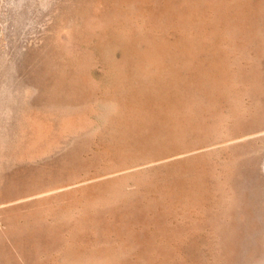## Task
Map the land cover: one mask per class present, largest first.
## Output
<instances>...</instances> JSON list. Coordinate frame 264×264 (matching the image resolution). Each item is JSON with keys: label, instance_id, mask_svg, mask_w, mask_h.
<instances>
[{"label": "rangeland", "instance_id": "1", "mask_svg": "<svg viewBox=\"0 0 264 264\" xmlns=\"http://www.w3.org/2000/svg\"><path fill=\"white\" fill-rule=\"evenodd\" d=\"M0 138V264H264V0H0Z\"/></svg>", "mask_w": 264, "mask_h": 264}, {"label": "bare ground", "instance_id": "2", "mask_svg": "<svg viewBox=\"0 0 264 264\" xmlns=\"http://www.w3.org/2000/svg\"><path fill=\"white\" fill-rule=\"evenodd\" d=\"M140 4V3H139ZM119 7V6H118ZM124 16V15H123ZM138 16V15H137ZM142 19V18H141ZM138 20V19H137ZM185 20V19H184ZM74 21V20H73ZM134 21V20H133ZM76 21H74V23H75ZM124 23V22H123ZM128 23H129V21H128ZM134 23V22H133ZM70 24H73V23H70ZM125 25V24H124ZM145 25V24H144ZM138 26H139V24H138ZM230 39V38H229ZM191 41V40H190ZM197 42V41H196ZM190 47V46H189ZM186 49V48H185ZM195 93V92H194ZM5 102V101H4ZM13 102L11 101V104H12ZM8 106V105H7ZM10 112H12V111H10ZM39 113H36V112H29V114L26 116V122L32 127V129H33V132H34V135H33V137H31V139L29 140L30 142V144H29V146H36V147H38V143H37V141L38 140H40V141H44V140H48V139H50V138H52L53 137V133L55 132V129H54V127H53V125H52V123L49 121V120H51V119H47L45 116H43V115H41L40 114V111H38ZM45 112V111H44ZM3 113V112H2ZM13 113V112H12ZM48 113V112H47ZM46 113V114H47ZM55 115V114H54ZM94 115V114H93ZM53 116V115H52ZM86 120H87V117L82 113V112H80V113H76V114H69V115H67V116H65L64 117V119H63V121H62V123H61V127L59 128V133L61 134V135H67V134H69V135H71L72 133H74V132H76L78 129H80V128H82L83 126H85L86 125V123H88V121L86 122ZM91 120H92V118H91ZM94 120V119H93ZM96 120V119H95ZM25 122V121H24ZM25 122V123H26ZM93 122V126H95L94 124H96L94 121H92ZM96 122H98L97 120H96ZM90 123H91V121H90ZM100 123V122H99ZM115 123V122H114ZM17 124V123H16ZM92 126V127H93ZM89 126H87V128H88ZM56 128H58V127H56ZM93 129H95V128H93ZM22 130H23V128H22ZM79 132V131H78ZM58 133V132H57ZM68 135V136H69ZM82 135V134H81ZM73 136H75V135H73ZM76 137V136H75ZM1 139V138H0ZM57 139H60V136H58V138ZM228 139V138H227ZM13 140V139H12ZM53 140H55V139H53ZM72 140V139H71ZM75 140V139H74ZM18 141V140H17ZM24 141V143H25V140H23ZM50 141H52V140H50ZM0 142H2V141H0ZM5 143V144H4ZM4 143H2L5 147H9V145H6V143L7 142H5L4 141ZM9 143V142H8ZM7 143V144H8ZM64 142H62L61 144H63ZM18 144V143H17ZM20 144V143H19ZM18 144V145H19ZM41 144V143H40ZM42 144H44L43 142H42ZM50 144V143H49ZM2 145V146H3ZM21 145V144H20ZM28 145V144H27ZM51 145H52V143H51ZM51 145L49 146H46V148L45 149H40L39 151H34V153H29L30 155H32V156H36V155H38L39 153H43V152H45L46 150H48V149H50V147H51ZM65 145H67V144H65ZM64 145V146H65ZM11 146V145H10ZM24 146H26V144L25 145H23V142H22V147H24ZM40 146V145H39ZM68 146V145H67ZM19 147V146H18ZM59 147V146H58ZM1 148V147H0ZM5 149V148H3L4 150V152H6L8 149ZM21 148V147H20ZM27 148H29V147H27ZM53 148H54V146H53ZM53 148H51V149H53ZM60 148V147H59ZM17 150V149H16ZM55 150V149H54ZM105 150V149H104ZM0 151H2V149L0 150ZM51 151V150H50ZM49 151V152H50ZM53 151V150H52ZM3 152V153H4ZM22 152V151H21ZM8 153H11V152H7L6 154H8ZM17 153V152H16ZM24 153H25V151H24ZM23 153V154H24ZM54 153H55V151H54ZM108 153V152H107ZM180 153V152H179ZM5 154V155H6ZM28 154V153H27ZM28 154V155H29ZM50 154H53V152H51ZM110 154V153H109ZM109 154H106L107 156H109ZM4 155V154H3ZM3 155H1L2 157H3ZM4 155V156H5ZM11 155H13V154H11ZM16 155V154H15ZM46 155H48V151H47V154ZM9 156V155H8ZM7 156V157H8ZM14 156V155H13ZM18 156V155H17ZM16 156V157H17ZM24 156H25V154H24ZM23 155H22V157L21 158H23L24 157ZM26 157V156H25ZM5 158V157H4ZM12 157L10 156V159H11ZM33 158V157H32ZM9 159V158H8ZM16 159V158H15ZM18 159H19V157H17V160L16 161H18ZM24 159V158H23ZM108 159V158H107ZM20 160H22V159H20ZM19 160V161H20ZM25 160V159H24ZM23 160V161H24ZM105 160V159H104ZM138 160V159H137ZM0 161H1V159H0ZM8 161V160H7ZM15 161V160H14ZM15 161V162H16ZM35 161V160H34ZM37 161V160H36ZM131 161H133V160H131ZM135 161V160H134ZM10 162V161H9ZM101 162V161H100ZM140 162H142V161H140ZM8 163V162H7ZM108 163V162H107ZM2 164V165H1ZM1 164H0V169H6V168H4V167H6V166H3V162L1 161ZM15 164V163H14ZM129 164V163H128ZM127 164V165H128ZM12 165V164H11ZM115 165V164H114ZM118 165V164H117ZM138 164H136L135 166H137ZM1 166H3L2 168H1ZM90 166V165H89ZM92 166V165H91ZM97 166V165H96ZM107 166V165H106ZM109 166V165H108ZM123 166H124V164H123ZM100 167V166H99ZM98 167V168H99ZM111 167V166H110ZM113 167V166H112ZM138 167V166H137ZM140 167V166H139ZM139 167H138V169H139ZM143 167V166H142ZM75 168V167H74ZM105 167H103V168H101V169H103V170H105V173H107L106 172V168H108V167H106L105 169H104ZM123 169H126V167H122ZM141 168V167H140ZM144 168V167H143ZM113 169V168H112ZM138 169H136V167H135V169H133L132 168V170H138ZM28 170V169H27ZM7 171V170H6ZM109 171H111V170H109ZM118 172L119 171V168L117 169H115L114 171H112V172ZM123 171V170H122ZM139 171V170H138ZM99 172V171H98ZM104 172V171H103ZM111 172V173H112ZM126 172V171H125ZM129 172V171H128ZM137 172V171H136ZM12 173V172H11ZM14 173V172H13ZM41 173V172H40ZM108 173H110V172H108ZM121 173V172H120ZM134 173V172H133ZM139 173V172H138ZM142 173V172H141ZM2 174V173H1ZM15 174H18V173H15ZM82 174V173H81ZM80 174V175H81ZM94 174H96V173H93V174H91L92 176H93V178H94ZM122 174V176H123V172L121 173ZM135 174H137V173H135ZM134 174V175H135ZM143 174V173H142ZM141 174V175H142ZM145 174V173H144ZM80 175H79V178H80ZM86 175H88V173L86 174ZM110 175V174H109ZM120 174H118V176H119ZM8 176V175H7ZM11 176V175H10ZM15 176V175H14ZM96 176V175H95ZM100 176V175H99ZM115 176H117V175H115ZM138 176H140V175H138ZM5 177V176H4ZM17 177H18V175H17ZM86 178H88L89 177V175H88V177L87 176H85ZM103 177V176H102ZM112 177H114L113 176V174H112ZM134 177V176H133ZM132 177V178H133ZM141 177V176H140ZM145 177H146V175H145ZM144 177V178H145ZM14 178V177H13ZM52 178V177H51ZM85 178V182L84 183H86V179ZM91 178V177H90ZM96 178V177H95ZM106 178H108V177H106ZM106 178L104 177V179L106 180ZM123 178L124 177H122V179L121 180H123ZM130 178V177H129ZM143 178V179H144ZM11 179V178H10ZM10 179H7V180H10ZM89 179V178H88ZM92 179V178H91ZM91 179H89V181L91 180ZM114 179H115V177H114ZM125 179V178H124ZM127 179H128V177H127ZM131 179V178H130ZM130 179H128V180H130ZM12 180V179H11ZM18 180V179H17ZM81 180V179H80ZM97 180H99V179H97ZM100 180H102V182L104 181L103 180V178L102 179H100ZM99 180V181H100ZM109 180V179H108ZM88 181V182H89ZM114 180H112V182H113ZM117 181L119 182L120 180H118L117 179ZM131 181H132V179H131ZM131 181H129V182H131ZM133 181L135 182V180L133 179ZM137 181H139V180H137ZM71 182V181H70ZM74 182V181H73ZM80 182V181H79ZM79 182H78V184H79ZM86 183V184H90V182H95L94 180L93 181H90L89 183ZM109 182H111V179H110V181ZM127 183H128V181H126ZM126 182H124L125 184H126ZM133 182V183H134ZM53 183V182H52ZM96 183H97V181H96ZM115 184H116V181L114 182ZM114 183H112L113 185H115ZM120 183V182H119ZM123 182H121L120 184H122ZM123 183V184H124ZM140 183V182H139ZM150 183V182H149ZM1 184V183H0ZM3 184V183H2ZM63 184V183H62ZM71 184V183H70ZM107 184V183H106ZM124 184V185H125ZM48 185V184H47ZM50 185V184H49ZM79 185H82V183L81 184H79ZM78 185V186H79ZM132 185V184H131ZM131 185H128L127 187L129 188V186H131ZM136 184H134V186H135ZM138 185V184H137ZM4 186H6V185H4ZM32 186V185H31ZM34 186V185H33ZM52 186V185H51ZM109 186H110V183H109ZM117 186V185H116ZM54 187V186H53ZM62 186H60V188H61ZM66 187V186H65ZM77 187V186H76ZM104 187H106L105 185H104ZM126 187V188H127ZM136 187V186H135ZM134 187V188H135ZM6 188V187H5ZM15 188V187H14ZM34 188V187H33ZM103 188V187H102ZM115 188H117V187H115ZM131 188H133V186L131 187ZM0 189H2V188H0ZM9 189V187L8 188H6V190H8ZM53 189V188H52ZM84 189H86V188H84ZM106 189V188H105ZM111 189H112V186H111ZM114 189V188H113ZM112 189V190H113ZM142 189V188H141ZM44 190V189H43ZM137 190H138V188H137ZM45 191V190H44ZM47 192L49 191V189L48 190H46ZM55 191V190H54ZM61 191V190H60ZM81 191H83V190H81ZM93 191H95V190H93ZM115 191V190H114ZM14 192V191H13ZM47 192H45V193H47ZM56 192V191H55ZM92 192V191H91ZM90 192V193H91ZM98 192V191H97ZM101 192H103V191H101ZM124 191H122V193H123ZM83 193V192H82ZM82 193H81V196H82ZM87 193L88 192H86V195H87ZM104 193H106L105 191H104ZM122 193H120V194H122ZM128 193V192H127ZM52 194V193H51ZM91 194H93V193H91ZM99 194H101V193H99ZM99 194H98V196H92V195H90L89 193H88V195L89 196H91V197H88V198H84V196L86 197V195H85V193H84V196H83V199H85L86 201H88V202H94L93 204L95 205L96 203H97V201H102V198H103V201H105L108 197H107V195H105L106 197H103V196H99ZM124 194V193H123ZM122 194V195H123ZM14 195V194H13ZM42 195H43V193H42ZM79 195V194H78ZM87 195V196H88ZM102 195V194H101ZM110 195V194H109ZM1 196V195H0ZM49 196V195H48ZM46 197V196H45ZM69 198H70V196H68ZM73 197V196H72ZM112 197V196H111ZM113 197H114V195H113ZM118 197V196H117ZM116 197V198H117ZM120 197V196H119ZM36 198V197H35ZM39 198H40V196H39ZM44 198V197H43ZM76 198H78L77 196H76ZM75 198V199H76ZM82 198V197H81ZM81 198H78V199H80V201H82L81 200ZM104 198H106V199H104ZM240 198V197H239ZM12 199V198H11ZM23 199V198H22ZM46 199V198H45ZM48 199H49V197H48ZM74 199V200H75ZM109 199H111V198H109ZM43 200V199H42ZM70 201L72 200V199H69ZM68 200V201H69ZM116 200V199H115ZM8 201V200H7ZM6 201V202H7ZM11 201V200H10ZM24 201V200H23ZM62 201V200H61ZM76 201V200H75ZM74 201V202H75ZM110 201V200H109ZM2 202H5V201H2ZM88 202L87 203H85V205H87L88 204ZM105 202H107V201H105ZM69 203V202H68ZM101 204H102V202H101ZM240 204V203H239ZM249 204V203H248ZM45 205V204H44ZM84 205V206H85ZM96 205H100V204H96ZM78 206V205H77ZM83 206V205H82ZM87 206H89V205H87ZM87 206H85V207H87ZM44 207V206H43ZM69 208V207H68ZM67 208V209H68ZM79 209H81V208H79ZM71 210V209H70ZM76 210V209H75ZM84 210V209H83ZM87 210V209H86ZM85 210V212H87ZM71 211H73V210H71ZM78 211V210H77ZM81 212H82V210H81ZM59 213H63V211L62 212H59ZM69 213H71V212H69ZM88 213V212H87ZM93 213V212H92ZM47 214V213H46ZM49 214V213H48ZM66 214V213H65ZM16 215V214H15ZM39 216V215H38ZM98 216V215H97ZM83 217V216H82ZM8 220V219H7ZM39 220V219H38ZM256 221V220H255ZM9 222H11V223H13L12 221H9ZM10 223V224H11ZM16 224V223H15ZM14 225V224H13ZM41 225V224H40ZM83 225V224H82ZM26 226H28V225H26ZM12 227V226H11ZM19 227V226H18ZM9 228V227H8ZM17 228V227H16ZM56 228V227H55ZM18 229V228H17ZM26 229V228H25ZM10 231H13L14 229H9ZM102 237V236H101ZM157 239V238H156ZM156 245V244H155ZM130 246V245H129ZM123 248V247H122ZM110 252V251H109ZM152 255V254H151ZM92 257H94L95 258V255L94 256H91V258L90 259H92ZM93 258V259H94ZM109 258V257H108ZM93 259H92V262L91 263H94V264H96V261L97 260H94L93 261ZM89 260V259H88ZM104 260V259H103ZM109 260V259H108ZM90 261L91 260H89V262L88 263H90ZM101 262V261H100ZM100 262H98V263H100ZM109 262V261H108ZM106 263V262H105ZM101 264V263H100Z\"/></svg>", "mask_w": 264, "mask_h": 264}]
</instances>
